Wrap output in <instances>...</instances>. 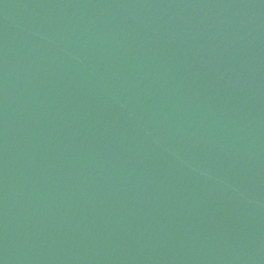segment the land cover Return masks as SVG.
<instances>
[{"label": "water", "instance_id": "1", "mask_svg": "<svg viewBox=\"0 0 264 264\" xmlns=\"http://www.w3.org/2000/svg\"><path fill=\"white\" fill-rule=\"evenodd\" d=\"M0 264H264V0H0Z\"/></svg>", "mask_w": 264, "mask_h": 264}]
</instances>
